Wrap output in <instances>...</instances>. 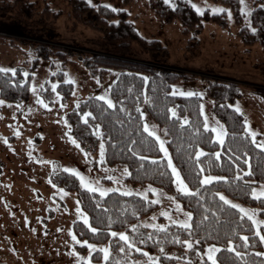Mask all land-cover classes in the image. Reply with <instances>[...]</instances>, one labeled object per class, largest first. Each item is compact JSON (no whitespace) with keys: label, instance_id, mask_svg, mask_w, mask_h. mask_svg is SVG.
<instances>
[{"label":"rangeland","instance_id":"1","mask_svg":"<svg viewBox=\"0 0 264 264\" xmlns=\"http://www.w3.org/2000/svg\"><path fill=\"white\" fill-rule=\"evenodd\" d=\"M30 1L33 11L28 20L15 19L13 14L0 16V68L16 69L15 76L28 80L27 100L15 102L0 98L5 101L0 104V264H77V261L88 264L89 260L91 264H103L105 260L99 249L108 247V242H89L97 246L96 251L89 255L87 245L77 244L69 234V229L74 234V223L82 221L76 212L75 193L51 181V178L66 172L65 169H76L93 186L119 188L120 191L112 192L121 194L130 190L132 196L147 197L145 200L155 206L149 214L132 224L137 226L136 230L155 229L149 226L152 224H173L171 220L186 219L184 214L189 211L159 186L126 183L125 168H102L99 153L83 150L72 143L67 114L89 97L106 95L110 99V88L120 72L111 69L106 77L99 79L92 76L83 64V59L94 52V40L101 36L93 22L96 11L101 7L114 12L122 11L140 37L156 43L155 58L165 63L149 64L193 77L173 83L170 94L174 95V91L199 93L195 96L200 98V111L203 105L202 117L204 122L207 118L210 130L212 126L222 125L212 111L213 99L208 94L210 84H223V87L216 88L217 94L222 93L230 83L235 84L238 96L226 103L233 109L232 106L240 108L243 121L247 119L250 129L257 132L259 142L264 140V93L257 92L258 89L264 91V48L259 43L245 44L239 35L243 27L246 31L252 30L250 13L255 6L254 0H243V3L240 0L237 17L236 12L226 5L209 0H186L191 6L195 4L202 9L197 12L192 7L199 14L205 10L214 13V7L226 10L222 11L228 24L226 28L203 20L196 33H184L179 22L161 20L151 9L149 0H91V3L85 0L91 9L81 21L76 18L67 0ZM173 2L176 4L177 0ZM242 8L244 11H241ZM32 32L39 33V37H32L29 34ZM6 74L13 76L10 72ZM53 84L56 85L55 90ZM60 84H70L71 89L65 99L59 91ZM56 92H59V97ZM38 99L49 107L37 103ZM139 109L144 113L142 126L147 123L165 141L167 148V139L157 124L149 118L143 106ZM160 157L167 162L161 151ZM203 175L217 176L202 174L201 177ZM262 185L264 183L251 189H260ZM149 186L157 191L151 192ZM61 188L64 193L59 191ZM173 188L175 193L185 194L177 189L175 183ZM137 192L144 195L138 196ZM250 196L255 198L251 192ZM228 199L246 209L255 210L256 218L264 220L257 206ZM176 204H179L180 211H177ZM164 211H168V217L162 215ZM250 226L255 233L257 229L251 221ZM111 232L127 234L125 230ZM210 244L215 243L205 244L203 254L194 257L189 255L187 247L183 252L167 250L164 254L186 261L184 264H201L203 258L210 263L204 255L206 246ZM259 252H264V243ZM96 253L100 255L99 259H93Z\"/></svg>","mask_w":264,"mask_h":264},{"label":"trees","instance_id":"2","mask_svg":"<svg viewBox=\"0 0 264 264\" xmlns=\"http://www.w3.org/2000/svg\"><path fill=\"white\" fill-rule=\"evenodd\" d=\"M67 1L79 21L91 9L85 0ZM209 1L228 6L236 12L237 17L240 0ZM149 4L164 22H179L184 33H196L203 20L214 22L222 28L228 25L225 12L210 13L205 10L199 14L186 0H177L175 7H170L163 0H149ZM254 4L250 24L255 32L246 31L243 27L239 35L245 44L259 43L264 48V0H254ZM32 11L33 3L30 0H0L1 17L13 14L15 19L28 20ZM95 14L93 22L101 36L94 40V52L83 59V64L92 76L99 79L106 77L111 69L120 71L109 91L114 106L109 108L95 97L82 101L78 108L67 114L70 134L81 149L92 153L100 154L103 141L104 160L99 162L102 168L127 167L130 175L124 177L126 183L159 186L178 200L184 209L192 212V218L190 229L170 224L163 230H133L130 226L149 214L155 206L153 203L118 192H109L102 197L97 192L83 188L75 175L62 172L59 177L51 178L52 183L75 193L79 207L88 216L89 224L97 229L93 233L82 221H76L73 225L76 237L91 243L108 242L109 258L103 264H150L149 256L156 257L153 260L157 264H184L187 262L164 254L167 250L183 252L186 249L184 240L192 243V248H188L191 257L202 255L205 244L215 243L221 249L216 254L217 264H264V256L257 255L263 243L252 232L250 221L247 217H241L238 210L225 205L216 195L223 192L228 198L255 205L264 218V197L255 199L250 196L252 186L264 183V151L257 148L251 142V137L244 132L241 114L226 103L238 96V87L230 83L219 94L216 88L223 87V84L214 82L208 88V94L213 99V114L227 133L224 144L218 145L212 139L211 130L204 129L200 98L195 95L182 97L170 94L173 83L193 77L149 64L165 65L163 60L155 58L156 43L140 37L126 21L122 11L114 12L101 7ZM29 34L39 37V33ZM144 77H147V81ZM70 89V84H60L59 91L63 99L68 97ZM257 92L264 93L260 89ZM41 93L47 96L44 90ZM0 98L15 102L27 100L28 80L0 72ZM140 106L144 107L149 118L167 139L170 157L185 183L192 189V194L174 192L167 162L160 157L156 140L143 130L140 112L137 111ZM170 108L175 109L176 116L171 115L168 111ZM85 112L92 115L82 119ZM184 118H187L188 124L181 123ZM97 125L100 135L96 134ZM198 148L204 152L199 158L196 157ZM218 151L219 159L214 155ZM201 168L204 169L202 173ZM238 171L241 173L239 179L236 178ZM202 174H214L228 179L202 185ZM114 230H125L135 248L129 249L119 238L112 237L110 232ZM261 231L264 234V225ZM241 235L249 238L248 248L243 247ZM230 239L242 254L240 257L228 251L227 242ZM121 248L125 250L122 252ZM136 248L142 251L138 252ZM99 258L98 253L93 257ZM201 264L210 263L203 258Z\"/></svg>","mask_w":264,"mask_h":264},{"label":"snow or ice","instance_id":"3","mask_svg":"<svg viewBox=\"0 0 264 264\" xmlns=\"http://www.w3.org/2000/svg\"><path fill=\"white\" fill-rule=\"evenodd\" d=\"M164 2H165V4H170L172 7H175V3L173 2V0H164ZM89 3H91V0H89ZM241 3H243V0H241ZM107 7H111V5H107ZM192 7L195 8L197 12H201L202 11V9L199 8L198 6H196L195 4H193ZM212 11L214 13H216V12H222V11H226V10L214 7V8H212ZM241 11H244V9L242 8ZM228 15H229V17H231V13L230 12L228 13ZM252 31L255 32V29L253 28ZM0 72H5V73L10 72V73H12L13 76L16 75V69H12V68H0ZM24 75L27 76L28 73L25 72ZM144 80L147 81V77H144ZM21 83H23V81H21ZM52 88H53V90H55L56 89V85L53 84ZM173 94L174 95L186 96V97H190V96L194 95V93L190 92V91H180V92H175L174 91ZM56 95H57V97H59V95H60L59 92H56ZM195 95H200V94L199 93H195ZM97 99L103 101L104 103H106L109 108L114 106L112 100L109 99L106 95H100V96L97 97ZM145 99L147 100V97H145ZM4 103H5V101L0 100V104H4ZM37 103L42 104L45 108L49 107V105L44 103L43 100L38 99ZM232 107H234V111L237 112V113H239L241 111L238 106H232ZM137 111L140 112V109L137 108ZM168 111L171 113L172 116H176V111H175L174 108H170V109H168ZM200 114L201 115L204 114L203 105H201ZM91 115L92 114L90 112H85V113H83L82 119L85 118V117L91 116ZM140 119L144 120V113L143 112H140ZM85 122H87V121H85ZM181 123L182 124H188L189 121L187 120V118H184L183 120H181ZM203 126H204V129L206 131L209 129L210 125L207 122V118H205V122H204ZM243 128H244V132L249 137H251V142L257 148L264 149V140H261V141L257 142V139H256L257 132L250 129V126H249V123H248L247 119H245L243 121ZM143 130H144V132L148 133L149 136L155 138L156 142L159 145V150L164 153V157L167 159V167L169 169H171V174L174 177L173 183H175L177 189L180 192H182V193L192 194V189H190L189 186L185 183V180L181 177V174H180L179 170L173 164L172 159H171V157L168 154V150L165 147V141L163 139H161L160 136H158L154 130H151L147 123H144ZM211 132L214 134V135H212V139L214 141H218L221 145H223L224 144V137L227 134L226 130L224 129V126L220 125V124H218L217 126H212L211 127ZM16 134L19 135V132H17ZM96 134L100 135V130H99V126L98 125L96 126ZM69 138L72 139L71 137H69ZM5 142H7V141H5ZM72 143L73 144H77V141L75 139H72ZM77 146L79 147L78 144H77ZM86 155H87V153H86ZM203 155H204L203 150L198 148L196 150V157L199 158V157H201ZM214 155L216 156L217 159L220 158V152L219 151L214 153ZM142 159H149V158L148 157H142ZM100 160L101 161L104 160V143H103V141H101V144H100ZM245 163H248V162L245 161ZM197 166L199 167V165H197ZM237 167H239V166L237 165ZM65 171L75 174L79 178V181H80V184H81L82 187L88 189L90 192H93V193L98 192L100 194V196H102V197L106 196L109 192L120 191L119 188L112 189V188H102V187H99V186H93L92 183L88 182V178H86L83 175H81L80 172L77 171L74 168H67V169H65ZM203 171H204V169L201 168L200 172L202 173ZM124 175H130V173L128 172L127 167L124 169ZM240 175H241V173L238 171L236 178L239 179ZM110 179H114V178L110 177ZM227 179L228 178H226V177H219V176H213V175H203L200 178V183L202 185H204V184H210L213 181L227 180ZM149 190L151 192H153V193H155L157 191L156 189L151 188V186H149ZM59 191L61 193H64V189L63 188L59 189ZM124 194L125 195H131L132 193L129 190V191H126ZM136 194L138 196H143L144 195V193H142V192H137ZM216 195L219 197V199L221 201H223V203L225 205H228L231 208L238 210V213H239V215L241 217H247V219L249 221H251L252 226L257 229V231L254 233V235L259 238V241L261 243H264V234H262V231H261V226L264 225V220H259V219L256 218L255 210L246 209L243 206H241L240 204L234 203L233 201L229 200L226 196H224L222 193L218 192V193H216ZM251 195L253 197L257 198V199H259L261 197H264V185H262L260 189L252 188L251 189ZM146 198L147 197H145V199ZM153 202L155 203L156 201H153ZM173 202L175 203L174 200H173ZM175 206L177 208V211L181 210L179 204H176ZM76 212L78 214V219L82 220L83 223L85 225H87L93 233H96L97 229L94 228V227H91V225L89 224V220H88L87 214L86 213H82L81 208L79 207V201H77ZM162 215H164L165 217H168L169 213H168V211H164L162 213ZM184 215H185L186 219H183V220H171V223L179 224V225H182L186 229H190L191 225L189 224V221L192 218V212H186ZM149 226L152 227V228L161 229V230H163L166 227L163 224H152V225H149ZM136 227H137L136 225H132L133 230H136ZM234 232H235V230H234ZM69 234L71 235L72 240L75 241L77 244L87 245L88 249L90 250L89 251V255H91V253L93 251H96V247H97L96 245L89 243L87 240H84V241L78 240L76 235H74L72 233V229H69ZM111 236H113V237L119 236V239L121 241H123L128 246L129 249L135 248V244L130 241L129 236L125 232H119V233L111 232ZM173 239L176 240L177 242H180L178 240V238H176V237H173ZM240 240L243 242V247L244 248H248L250 246L249 245V238L247 236L241 235L240 236ZM141 242H143V241H141ZM183 244L187 248H192V243L189 240H184ZM227 249H228L229 252H234L237 257H240L242 255L239 251L236 250V247H234L233 241L231 239L228 240V242H227ZM124 250H125L124 248L120 249V251H122V252ZM99 251L101 253H103L104 260H107L109 258V248L108 247H101L99 249ZM136 251L140 252V251H142V249L136 248ZM220 251H221L220 247H218L215 244H210V245L206 246V251H205L204 255L207 256V260L210 261V264H217V256H216V254L218 252H220ZM76 255H79V253H76ZM145 255L147 256L148 254L145 253ZM257 255L264 256V252H259V253H257ZM149 262H150V264H157V262L154 261L153 258L150 257V256H149ZM77 264H79V261H77ZM88 264H91L90 260L88 261Z\"/></svg>","mask_w":264,"mask_h":264}]
</instances>
